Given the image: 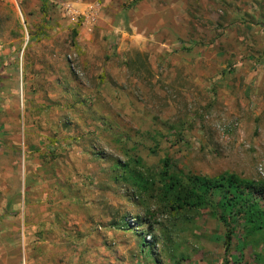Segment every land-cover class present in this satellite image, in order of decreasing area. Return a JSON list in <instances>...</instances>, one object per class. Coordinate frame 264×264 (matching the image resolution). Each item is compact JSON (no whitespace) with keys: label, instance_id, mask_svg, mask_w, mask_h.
<instances>
[{"label":"rangeland","instance_id":"obj_1","mask_svg":"<svg viewBox=\"0 0 264 264\" xmlns=\"http://www.w3.org/2000/svg\"><path fill=\"white\" fill-rule=\"evenodd\" d=\"M166 157L264 182V0H0V264H224ZM230 220V264H264Z\"/></svg>","mask_w":264,"mask_h":264},{"label":"trees","instance_id":"obj_2","mask_svg":"<svg viewBox=\"0 0 264 264\" xmlns=\"http://www.w3.org/2000/svg\"><path fill=\"white\" fill-rule=\"evenodd\" d=\"M170 161L166 157L159 171L160 198L169 210L179 211L213 204L224 226L223 262L230 264L229 251L232 243L231 218L240 216L248 225L249 232L264 233V182L248 180L232 172H222L215 177L201 175L180 176L171 174ZM137 185L144 186L146 179L131 174ZM141 178V179H140ZM124 228L130 229L127 222ZM113 225H118L113 222ZM137 225H142L138 222ZM146 242L145 239H143Z\"/></svg>","mask_w":264,"mask_h":264},{"label":"crops","instance_id":"obj_3","mask_svg":"<svg viewBox=\"0 0 264 264\" xmlns=\"http://www.w3.org/2000/svg\"><path fill=\"white\" fill-rule=\"evenodd\" d=\"M18 247V246H17ZM28 255H31V254H28ZM33 255L34 253L31 255V257L29 258L30 260L26 261L25 264H46L45 262H43V257L41 254H38L36 255L35 258H33ZM41 255V256H40ZM37 258V259H36ZM36 259V260H35ZM58 260V259H57ZM55 262L57 263L58 261H56L55 259ZM82 262V261H81ZM48 264H54V263H48Z\"/></svg>","mask_w":264,"mask_h":264}]
</instances>
